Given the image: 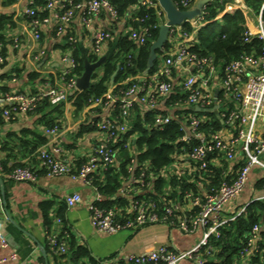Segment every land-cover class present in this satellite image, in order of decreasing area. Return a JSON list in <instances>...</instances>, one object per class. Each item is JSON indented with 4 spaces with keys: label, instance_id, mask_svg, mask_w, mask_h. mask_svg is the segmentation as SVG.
<instances>
[{
    "label": "built area",
    "instance_id": "obj_1",
    "mask_svg": "<svg viewBox=\"0 0 264 264\" xmlns=\"http://www.w3.org/2000/svg\"><path fill=\"white\" fill-rule=\"evenodd\" d=\"M241 1L218 0L220 4L224 3V10L214 20L221 18L223 13H232L236 8L246 12L248 8L246 6L241 7L239 5ZM195 2L189 3L182 0L180 5L183 8L180 9H189L193 7L192 4ZM140 3L142 5L152 4L150 0H140ZM57 5H60L61 10L54 12V18L58 22L57 33L59 35L66 33V28L77 11L81 12L86 26H89L94 15L102 10L107 11L111 20L119 19L116 7L108 0H87L77 3L71 0L64 3H60V0H48L46 8L53 11ZM154 5L158 6L157 3ZM176 6L178 7L177 4ZM205 8L206 5L203 7L200 16L188 22L192 29L191 32L182 31V26L170 28L168 38L177 39L176 46L171 51L163 49L160 56L162 59L157 60L152 73L139 75L136 78L137 83L129 86L119 99L114 98L111 91L112 87L104 95L105 103L103 107H117L119 114L115 119L109 118V116L104 117L96 124L101 136L87 161L77 171H73L63 158V149L60 145L48 148L46 144L36 152L38 164L47 176L68 175L73 180H81L84 185L92 187L95 191L90 175L113 165L117 153L115 146L117 142L121 141L124 142L123 146L129 150L131 157L129 170L133 173L136 166L134 160L135 150L130 147V143L135 136L127 139L123 138L128 129L132 110L136 104L149 112L157 110L159 101L173 93L174 89L171 81L173 68L181 67L187 72L179 87L184 99L170 105L173 114L156 115L155 124L163 127L171 122L172 117L177 119L184 131L180 140L184 145L190 147L189 152L186 154V161L183 159L182 162L190 164L193 172L204 170L210 162L209 157L213 155H221L227 162H231L235 159L237 150L242 155L243 164L237 170L231 183L222 181L217 189L205 192H193L191 190L185 192L184 202L189 205V210L196 209V213L179 219L175 225H170L177 226L185 233H192L199 228L202 229L203 235L198 243L185 250H173L161 245L139 254L127 255L125 258L130 264H180L181 261L187 260L195 264H203L201 249L203 247L210 249L208 237L210 235H216L217 237L219 227L235 218V216L228 220L223 218L224 205L242 192L252 167L259 166L264 170V130L260 134L256 132L257 122L264 118V0H262L257 12L255 28L250 30L246 26L247 30L244 33L245 41H249L252 36L262 41L263 54H242L239 58L222 67L215 62L212 56L200 55L191 51L190 48L196 32L207 22ZM25 14L31 18L30 27L34 38L39 39L40 25L41 23H49L50 17L36 18V11L33 8L26 9ZM161 14L163 13L160 9L158 15ZM147 36V28H141L140 31L137 29L131 31V39L139 45L146 42ZM109 38L110 34L107 30L97 29L93 35L92 52L99 56ZM68 40L71 43L76 42L72 36H69ZM40 55H44L43 50ZM61 60L66 65L65 69L61 71V75H58L56 79L43 82L38 91L30 94L23 92L9 93L0 97V103L9 106L3 111L4 116L27 114L33 111L37 103L44 98L48 99L51 104L60 102L71 104L68 95L78 90L76 81L79 76L72 74L75 60L71 52L63 54ZM0 62H2L1 57ZM215 79L218 82L217 85H214ZM232 103L236 105L234 108L229 107ZM99 105H101V99H96L85 110L89 111V109ZM190 107L206 109L207 112H196L191 110ZM178 108H186L189 112H183L181 115L174 114ZM206 114H213L225 127H234V134L229 138H224L218 130H203L201 128L203 122L211 120ZM45 132L55 137L58 135L59 127L53 126L46 129ZM182 155L184 154H179L175 161L181 158ZM2 172L3 165L0 162V174ZM132 173L131 177L125 181V187L120 189V196H126L129 193H140L143 187L149 186L148 183H145L144 170L137 176ZM6 176L14 181L35 182L37 179L36 171L28 165L16 166ZM102 199L103 197L95 191L94 199L89 207V218L96 231L107 234H114L123 229L143 227L148 224L166 223L167 216L182 209L179 203L170 201L169 206L165 208V215L159 217L155 212V203L140 198L132 204L133 216L121 221L116 208L105 209L95 206V203ZM80 201L81 195L79 193H72L65 197V203L70 207ZM244 210L245 207H242L237 214L244 212ZM61 224V219L57 218L56 228L53 230L49 228L46 231L47 245L54 254H64L68 250L66 241L61 237L63 233ZM258 230V226H254L250 232L248 241L250 251H254L257 247L259 241ZM0 238L4 244L5 239L1 233ZM5 261L6 259H0V264ZM114 263L115 259L101 261L98 264Z\"/></svg>",
    "mask_w": 264,
    "mask_h": 264
},
{
    "label": "crops",
    "instance_id": "obj_2",
    "mask_svg": "<svg viewBox=\"0 0 264 264\" xmlns=\"http://www.w3.org/2000/svg\"><path fill=\"white\" fill-rule=\"evenodd\" d=\"M36 1L0 0V14L9 17L13 22V26H7L1 32L4 34L7 45L6 57L3 62H0V97L9 93L30 94L37 91L40 82L28 78V72L31 71L40 73L42 76L53 75V79H56L66 67L61 60L62 55L71 52L67 47L65 35L74 37L79 54L86 55L87 52H92L95 31L97 29L107 30L110 38L104 44L102 53L99 55L100 58L111 49V43L116 42L119 37L131 32L134 28L132 15L135 7L131 8L126 16L115 21L110 19L107 11L102 10L94 15L89 26L84 24L81 12L77 11L67 26L66 33L59 35L57 33L58 22L54 18V12L61 10L60 5H57L53 11H47L48 17H50L49 23H41L40 37L35 39L25 11ZM64 2L66 0H60V3ZM138 2L140 3V0ZM261 3L262 0H256V4L250 3V0H242L239 5L246 6L248 10L243 12L236 8L243 13L245 26L250 30L255 28L257 12ZM39 8L37 7L38 10H41ZM164 20L163 17L161 23ZM218 20H222V18H218L216 21ZM176 42L177 39L170 38L168 45L164 48L165 51L173 50ZM42 50L44 55L39 56ZM160 56L161 53L158 57L161 60ZM16 71H18V75L13 77ZM186 74L187 72L181 67L173 68L171 75L173 89H179ZM217 83L215 79L214 85ZM167 98L159 101L157 110L173 114L171 104L166 105ZM0 105L4 104L0 103ZM235 106L232 103L229 107L234 108ZM110 111H112L111 106L103 107L101 112L93 117H101L102 120L109 116ZM86 113V110L76 113L72 104H65L59 132L55 137L45 132L48 127L39 121L41 116L38 114L16 115L12 120L6 119L2 114L4 118L0 120V162H4L7 167L19 164L28 165L36 171L37 179L35 182L14 181L9 179L5 173L0 174L4 188L3 195L0 190V233L5 239L3 244L0 238V259H6L1 264H75L69 250L64 257L59 258L49 250L47 245L46 231L49 228L52 230L56 228L57 218L61 219L62 228L65 227L68 230L74 242L77 245L86 246L91 257L98 262L115 259L114 264H130L125 258L127 255L139 254L161 245L173 250H185L194 246L202 238L203 230L200 228L192 233H185L177 226L163 222L123 229L114 234L98 232L93 228L89 218V207L95 196L94 189L84 185L79 179L73 180L68 175L47 176L40 168L36 156L37 150L46 144L48 148L60 145L63 149V158L73 171H77L87 161L101 136L98 130L79 135L80 124L87 118ZM263 130L264 118L260 119L256 125L258 134ZM218 131L224 138H229L235 130L234 127L222 125ZM34 133L47 138L46 143L38 145L35 150L31 145L35 139ZM180 159L178 158L166 167L164 170L166 177L174 175V173H179L181 176H192L194 172L191 165ZM242 160V155L237 150L235 159L228 162L227 165L232 168L240 164ZM224 162L226 160L221 155H215L210 160V164L216 167H222ZM263 181L264 170L259 166L252 167L242 192L224 205L223 218L227 220L232 218L235 212L244 207L243 205L264 197ZM198 186L200 187L199 182ZM123 187H125V183ZM72 193H79L81 201L70 207L65 203V197ZM181 208L182 212L190 211L186 202L181 205ZM46 219L50 222L48 228ZM260 241L259 235L258 242ZM78 262L79 264H91L88 258H83ZM180 264L195 263L187 260L181 261Z\"/></svg>",
    "mask_w": 264,
    "mask_h": 264
},
{
    "label": "trees",
    "instance_id": "obj_3",
    "mask_svg": "<svg viewBox=\"0 0 264 264\" xmlns=\"http://www.w3.org/2000/svg\"><path fill=\"white\" fill-rule=\"evenodd\" d=\"M71 1L77 3L87 0ZM108 1L116 7L119 18L126 16L131 11V8L135 7L132 15L134 18L132 21L133 29L140 31L141 28H147L148 36L143 45H139L131 39V32L119 37L116 42L110 44L111 49L105 55L106 59L104 63L93 73L89 87L83 90H76L68 95V99L71 101L76 113L87 109L96 99H101V105L87 111L86 121L80 124L79 135L84 132L98 130L96 124L101 120V117L93 116H97L101 112L105 103L104 95L109 91L110 87H112L111 91L114 98L119 99L129 86L137 83V79H134V77L143 74L146 69L149 47L157 38L159 25L163 20V14L158 15L160 8L154 5L157 3L156 0H150L152 4L148 5H142L138 2L139 0ZM174 1L179 8H183L180 5L182 0ZM186 1L189 3L195 2V0ZM47 2L48 0H37L35 4L28 8L35 9L36 18L41 19L48 16ZM250 3L256 4V0H250ZM37 7H40L41 10H38ZM205 10L207 12L205 17L207 22L196 32L190 44L191 51L203 56H212L221 67L239 58L242 54H263V43L257 37L252 36L249 38V41L244 40V33L247 28L245 26L244 15L240 10L237 9L232 13L222 15V28L220 32H214L213 25L216 22L214 20L216 16L224 10V3L220 4L218 0H213L206 5ZM28 20L31 21V18L28 17ZM7 26H13V22L9 17L0 14V57L2 58V62L6 57L7 41L1 32ZM181 30L191 32L192 29L189 23H185L182 25ZM65 38L67 39V47L70 49L71 55L75 60L72 74L80 76L84 71L85 63L95 62L99 59V56L93 52L80 55L76 42H69V37L66 35ZM167 45L168 43L165 47ZM154 69L155 66L149 73H152ZM114 73L115 76L111 84L110 79ZM17 75L18 71L14 73L13 77ZM58 75H61V72ZM28 78L38 80L40 82V89L43 82L53 79V75L42 76L40 73L31 71L28 72ZM174 90L175 92L171 93L167 98L166 105L184 99V95L180 93L178 88ZM4 91H7V89H4ZM64 106L63 102L51 104L48 99L44 98L37 103L33 111L27 114L40 115L39 121L45 127H59ZM7 108H9L7 104L0 105V120L4 118L2 114ZM183 112L188 113L189 111L186 108H178L174 114L181 115ZM118 114V108L113 107L109 113V118L115 119ZM166 114L165 111L160 110L149 112L144 110L140 105H135L130 115L128 129L123 138L127 139L135 136L134 140L130 143V147L135 150L134 160L136 161V166L132 173L129 170L131 161L129 150L123 146L124 142H117L115 146L117 156L113 165L90 175L92 186L103 197L102 200L95 203V206L105 209L116 208L119 219L124 221L127 217L133 216L132 204L134 201L144 198L155 203V212L159 217H163L165 215V208L169 206L170 201L179 203L180 205L184 204L183 197L186 191L205 192L217 189L222 181H227L228 183L233 181L236 170L243 164V161L232 168L227 165V161L224 162L222 167H216L209 162L204 170L192 173L191 177L187 175L181 176L179 173L166 177L164 175L166 167L172 164L179 157V154H184L181 159L182 161L183 159L186 161V154L190 149L189 146L184 145L180 140L184 131L177 119L172 117L171 122L163 127L155 124L156 115L163 116ZM206 115L211 120L203 122L201 128L205 131L209 129L211 131L219 130L222 126L221 122L213 114ZM14 117L11 114L7 117L5 116L8 120H12ZM33 135L35 138L31 143L33 150L38 145L46 143L47 138L44 135L35 133ZM214 156H210L209 161ZM2 165V173H5V175L14 167L20 166L19 164L7 167L4 162ZM143 170L145 173V183H148L149 186L143 187L140 193H129L126 196H120L119 191L125 181L131 177V173L137 176ZM198 182L200 183V187L198 186ZM113 196L115 198L111 199ZM243 206L245 207L244 212L240 214L235 212L233 214L235 216L234 219L227 221L219 227L217 237L216 235L208 237L210 249H207V247L201 249L203 264H264V197L253 200ZM130 209L131 211H129ZM195 213L196 209L189 212H173V214L166 217L165 222L175 225L179 219L187 217L190 214L194 215ZM49 225L50 222L46 219V227L48 228ZM254 226H258L259 228L258 235H260L261 241L257 242V247L254 251H250L248 249V241L250 239V232ZM62 231L61 236L62 238L65 236L63 240L66 241L75 264H79L78 261L83 258H88L91 264L99 263L91 257L86 246L77 245L74 242L73 237L65 227ZM66 253L56 254V257L62 258Z\"/></svg>",
    "mask_w": 264,
    "mask_h": 264
},
{
    "label": "water",
    "instance_id": "obj_4",
    "mask_svg": "<svg viewBox=\"0 0 264 264\" xmlns=\"http://www.w3.org/2000/svg\"><path fill=\"white\" fill-rule=\"evenodd\" d=\"M158 7L164 14V22L159 25L157 38L151 43L149 47V57L147 60V66L143 74L149 73L158 60L159 54L163 52L165 45L169 40V31L171 27L182 26L188 23L190 20H194L196 17L202 14V9L212 0H197L193 7L189 9H180L176 6L174 0H156ZM106 57L101 56L95 62H87L84 66L83 73L77 78L76 87L78 90H83L89 87L93 73L100 68L104 63ZM115 73L111 76L110 83H113ZM191 110L196 112H207L206 109L199 107H190ZM1 193L3 195V179L0 176ZM115 197H111L114 199Z\"/></svg>",
    "mask_w": 264,
    "mask_h": 264
},
{
    "label": "rangeland",
    "instance_id": "obj_5",
    "mask_svg": "<svg viewBox=\"0 0 264 264\" xmlns=\"http://www.w3.org/2000/svg\"><path fill=\"white\" fill-rule=\"evenodd\" d=\"M221 28H222L221 20L216 21L214 23V25H213V31L214 32H220L221 31Z\"/></svg>",
    "mask_w": 264,
    "mask_h": 264
}]
</instances>
